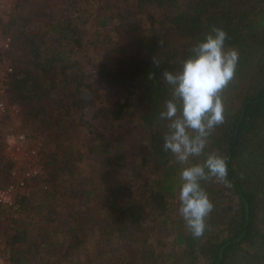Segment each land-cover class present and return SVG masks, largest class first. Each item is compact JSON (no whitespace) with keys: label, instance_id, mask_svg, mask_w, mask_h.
Instances as JSON below:
<instances>
[{"label":"trees","instance_id":"obj_1","mask_svg":"<svg viewBox=\"0 0 264 264\" xmlns=\"http://www.w3.org/2000/svg\"><path fill=\"white\" fill-rule=\"evenodd\" d=\"M139 1L140 11L169 12L157 16L147 11L148 28L90 75L121 95L111 107L113 120L121 121L130 113L138 117L131 142L104 153L97 171L104 192L94 216L96 232L107 240L131 239L136 244H129L134 256L128 260L105 253L96 264H157L159 251L166 245L155 236L157 223L176 229L177 246L191 263L264 264V0ZM30 21L21 14L10 22L17 27L20 47L16 50L22 56L15 58L16 50L9 53L13 59L9 93L23 107L27 120L57 141L64 126L74 123L75 114L91 106L93 84L76 66L74 52L65 46L81 47L79 25L67 18L41 31L30 26ZM211 26L225 30V47L239 53L235 75L221 93L224 122L212 131L205 149L206 154L216 152L226 158L231 186L201 181L214 210L206 218L204 234L195 238L178 212L179 163L163 148L168 121L159 114L172 93L162 73L179 71L181 61L192 54V46ZM51 33L66 43L48 44L46 36ZM150 73L155 74L151 80ZM61 154L59 163L55 153L46 163L52 168L44 180L53 186L65 174L76 176L83 158L80 151L76 154L71 149ZM2 161L6 180L12 164ZM48 239V235L39 236L27 248L15 247L11 263L65 264L73 245Z\"/></svg>","mask_w":264,"mask_h":264},{"label":"rangeland","instance_id":"obj_2","mask_svg":"<svg viewBox=\"0 0 264 264\" xmlns=\"http://www.w3.org/2000/svg\"><path fill=\"white\" fill-rule=\"evenodd\" d=\"M18 1L20 0L0 1V51L4 50L8 38L12 40L9 51L19 49L20 44L16 40L17 27H11L10 24L18 15L30 18V26L39 27L43 31L49 27L54 28L60 20L70 18L73 24L80 27L82 45L80 48L72 44L65 46L67 50L74 52L71 55L76 66L80 67L81 72L93 84V94L91 106L84 109L81 114H75L74 123H67L64 126L57 141L47 133L38 131L35 125L27 120L23 107L16 102L21 107L22 117L17 121L20 122L19 125L12 121L8 124L9 128H17L13 131L35 138L36 144L41 148L45 171L42 178L27 188V195L21 202L20 210H8L0 206V249L8 254L9 264H12L11 258L15 247L21 245L27 248L35 238L48 235L49 241L65 240L73 245L72 253L65 259V264H87V260H92L96 264L100 255L105 253L130 260L134 256L129 248L132 240L128 238L118 240L117 237L107 240L103 233L96 232L94 216L98 211L97 203L104 192L97 179V171L106 157L104 153L108 149L120 150L131 142L134 136L132 129L138 124V117L135 113H130L121 121L113 120L111 107L121 95L113 86L90 75H95L100 63L117 57L119 50L127 49L132 39L148 28V21L145 18L147 11L164 16L169 10L140 11L139 0ZM105 18L108 20L103 25L102 20ZM137 27L139 29H136ZM46 37L48 44L59 45L62 42L55 33ZM62 43L65 44L66 41ZM10 52L6 55L13 63ZM20 54L21 52L16 50L13 55L17 58L16 55L22 56ZM3 147L5 142L0 139V187L6 184L9 176L8 174L5 180L6 172L2 168ZM68 149L74 150L76 154L77 151L83 154L82 161L78 163L79 173L74 177L69 174L63 175L54 186L46 183L44 178L50 176L52 168V164L47 166V161H50L51 155L55 153L59 163L62 160L61 153ZM196 158L198 157H192L191 162L194 163ZM136 162L140 163L141 158H136ZM181 167L183 166L179 164L177 173L179 181ZM89 192L92 194L88 195ZM176 201H179L178 198ZM153 226L155 236L163 239L166 244L163 250L159 251L161 258L157 259V264H196L191 263L189 257L182 255V249L177 246V233L174 227H164L158 223ZM140 235L137 234L141 240ZM14 237L19 239L17 243L16 241L13 243ZM135 245L132 242L131 246Z\"/></svg>","mask_w":264,"mask_h":264},{"label":"clouds","instance_id":"obj_3","mask_svg":"<svg viewBox=\"0 0 264 264\" xmlns=\"http://www.w3.org/2000/svg\"><path fill=\"white\" fill-rule=\"evenodd\" d=\"M227 38L225 30L211 26L204 38L192 46V54L181 61L179 71L162 73L172 93L159 114L168 121L163 148L183 166L178 212L195 238L204 234L206 218L214 210L201 181L231 186L226 158L216 152L205 153L208 137L224 122L221 93L233 79L239 58L237 50L225 47ZM154 75L150 73L149 79ZM201 156L203 162H191L192 157Z\"/></svg>","mask_w":264,"mask_h":264},{"label":"built area","instance_id":"obj_4","mask_svg":"<svg viewBox=\"0 0 264 264\" xmlns=\"http://www.w3.org/2000/svg\"><path fill=\"white\" fill-rule=\"evenodd\" d=\"M6 42L4 50L0 51V139L5 142L2 156L11 162L12 168L6 184L0 187V206L18 211L27 195V188L43 177L45 165L42 162L41 148L36 144L35 138L15 132L13 130L17 128L10 129L8 125L12 121H19L22 112L20 105L9 93L13 65L6 54L11 49V38ZM8 260V254L0 249V264H9Z\"/></svg>","mask_w":264,"mask_h":264}]
</instances>
